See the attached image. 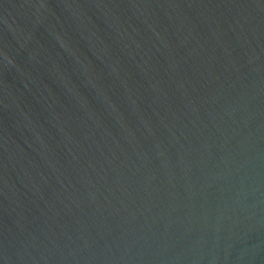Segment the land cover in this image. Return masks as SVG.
<instances>
[{
    "label": "water",
    "instance_id": "water-1",
    "mask_svg": "<svg viewBox=\"0 0 264 264\" xmlns=\"http://www.w3.org/2000/svg\"><path fill=\"white\" fill-rule=\"evenodd\" d=\"M0 264H264V0H0Z\"/></svg>",
    "mask_w": 264,
    "mask_h": 264
}]
</instances>
